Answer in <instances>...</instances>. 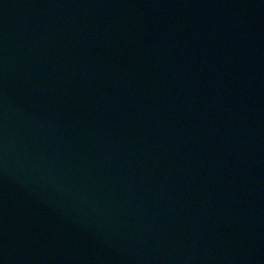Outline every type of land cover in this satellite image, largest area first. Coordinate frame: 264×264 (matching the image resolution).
Listing matches in <instances>:
<instances>
[{
	"label": "water",
	"instance_id": "95a60500",
	"mask_svg": "<svg viewBox=\"0 0 264 264\" xmlns=\"http://www.w3.org/2000/svg\"><path fill=\"white\" fill-rule=\"evenodd\" d=\"M0 264H264V0H0Z\"/></svg>",
	"mask_w": 264,
	"mask_h": 264
}]
</instances>
